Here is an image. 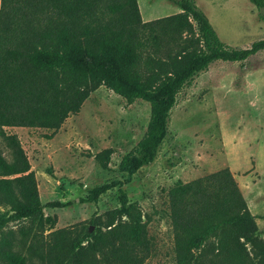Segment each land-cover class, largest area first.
I'll return each mask as SVG.
<instances>
[{
	"label": "trees",
	"instance_id": "1",
	"mask_svg": "<svg viewBox=\"0 0 264 264\" xmlns=\"http://www.w3.org/2000/svg\"><path fill=\"white\" fill-rule=\"evenodd\" d=\"M171 1L179 12L142 21L136 0H0V144L8 155L0 151V229L10 221L36 226L31 234L21 225L11 244L0 234V264H144L152 255L140 208L121 181L97 185L83 198L95 202L118 186L117 207L44 234L55 216H42L27 157L3 127L53 132L98 86L127 103L144 100L145 131L117 164L129 180L153 160L176 96L197 72L264 49V37L246 48L225 44L193 0ZM248 1L264 23V0ZM111 152L102 149L94 159L105 168ZM167 204L174 264H264V241L227 168L177 180Z\"/></svg>",
	"mask_w": 264,
	"mask_h": 264
},
{
	"label": "rangeland",
	"instance_id": "2",
	"mask_svg": "<svg viewBox=\"0 0 264 264\" xmlns=\"http://www.w3.org/2000/svg\"><path fill=\"white\" fill-rule=\"evenodd\" d=\"M193 1L225 44L246 48L264 37V23L248 0ZM136 4L142 21L180 11L171 0H136ZM148 117L146 101L127 103L98 86L78 112L53 132L3 127L16 136L27 157L43 205L42 216H55L53 227L44 234L69 229L92 214L117 207L118 186L99 194L95 202L83 198L97 185L121 181L127 200L138 204L152 242V255L144 264H174L168 188L177 180L187 182L227 168L264 241V49L242 61H213L197 72L178 92L153 160L125 180L117 169L118 161L141 138ZM105 148L112 152L103 168L94 155ZM0 151L8 159L2 144ZM49 201L64 205L47 206ZM4 209L0 207V212ZM21 225L30 233L36 228L31 221L8 222L0 229L8 244L15 242Z\"/></svg>",
	"mask_w": 264,
	"mask_h": 264
},
{
	"label": "crops",
	"instance_id": "3",
	"mask_svg": "<svg viewBox=\"0 0 264 264\" xmlns=\"http://www.w3.org/2000/svg\"><path fill=\"white\" fill-rule=\"evenodd\" d=\"M174 3V2H173ZM180 10V9H179ZM178 12V11H177ZM173 13H176V12H173ZM173 13H169V14H173ZM168 13H167V15H169Z\"/></svg>",
	"mask_w": 264,
	"mask_h": 264
}]
</instances>
